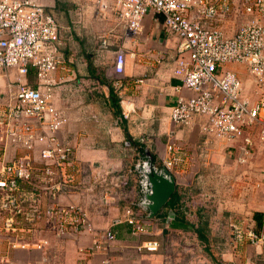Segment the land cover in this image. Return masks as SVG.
<instances>
[{
  "label": "built area",
  "instance_id": "1",
  "mask_svg": "<svg viewBox=\"0 0 264 264\" xmlns=\"http://www.w3.org/2000/svg\"><path fill=\"white\" fill-rule=\"evenodd\" d=\"M73 5L71 25L81 26L84 8ZM92 6L96 17L116 20L123 38L137 37L147 14L162 17L163 29L177 42L172 73L190 93L178 96L170 109L174 126L198 125L207 138L237 143L238 164H245L252 154L253 130L264 145V0H94ZM231 15L238 24L227 36L218 22ZM60 30L37 0H0V218L11 249L28 248L31 241L34 250L49 247L45 238L31 236L32 227L42 223L56 239L94 236L93 247L87 249L91 254L111 243L112 228L123 222L132 233H144L141 210H147L142 201H132L120 190L124 183L120 171L81 165L74 147L61 137L67 118L52 102L51 78L61 63ZM109 33L97 37L99 52H109ZM113 55L108 74L118 87L125 53L116 49ZM231 64L244 67L261 89L255 102L244 95V83ZM31 70L37 87L25 80ZM152 151L174 178L172 173L184 161L183 149L171 141H155ZM146 168L147 161L141 160L131 170L139 179ZM74 195L111 208L124 202L123 215L99 233ZM224 227L228 246L264 248V225L257 231L244 219L232 218ZM158 248L157 240L140 246L148 252Z\"/></svg>",
  "mask_w": 264,
  "mask_h": 264
},
{
  "label": "crops",
  "instance_id": "2",
  "mask_svg": "<svg viewBox=\"0 0 264 264\" xmlns=\"http://www.w3.org/2000/svg\"><path fill=\"white\" fill-rule=\"evenodd\" d=\"M37 1L53 15L61 29V63L51 74L54 81L52 102L67 118L61 137L74 147L77 161L83 166H100L104 170L113 169L131 175L134 165L130 162L134 154H138L140 161L144 160L135 144L144 145L149 151L155 141L177 144L183 149L184 158L172 173L174 178L181 179V185L175 183V192L180 195L179 210L169 209L166 217L189 214L190 202L193 215L199 220L195 227L204 232L205 241L223 264H264L263 247L249 244L238 248L228 246V231L224 227L225 221L232 218L244 219L255 228H259V218L261 227L264 225V155H259L264 153V145L253 130V153L245 164H238L237 143L229 145L207 138L200 133L198 125L172 124V105L178 96L190 93L172 73L177 42L163 29L162 17L147 14L140 34L123 38L122 28L112 16L100 19L94 15V0ZM73 2L84 8L81 26L71 25L73 16L69 11ZM218 24L227 36H231L238 19L231 15ZM109 31H112L108 36L109 52H99L97 37L107 35ZM116 49L125 53L124 75L118 87L113 85V77L108 74ZM229 68L243 81L244 95L255 102L262 91L245 68L237 64H231ZM25 80L37 87L32 70ZM148 150L144 151L145 155ZM155 166L162 167L160 164ZM194 181H197V187L191 186ZM137 194L139 197V192ZM72 199L82 202L99 233L110 228L113 218L123 215L124 206L120 203L111 208L89 203L80 195H74ZM148 213L143 219L144 233H132L130 225L123 222L112 228L115 239L105 247L93 249L91 254L87 249L93 247L94 236L56 239L42 223H38L32 227L31 236L36 240L45 238L49 247L42 252L30 246L11 249L3 237L5 244L0 250V263L104 264L109 261L108 264H177L163 250L159 240L160 232L167 228L164 222H168L157 218L158 214L149 217ZM255 214H258L256 218ZM172 220L170 222L185 223L176 218ZM189 228H193L191 224ZM195 234L200 241L199 233ZM148 240L158 241L157 251L140 249ZM80 248L84 252H80ZM3 258H8L9 262L5 263Z\"/></svg>",
  "mask_w": 264,
  "mask_h": 264
},
{
  "label": "rangeland",
  "instance_id": "3",
  "mask_svg": "<svg viewBox=\"0 0 264 264\" xmlns=\"http://www.w3.org/2000/svg\"><path fill=\"white\" fill-rule=\"evenodd\" d=\"M126 149H128V147ZM259 155L260 157H263L264 153H261ZM138 162H140V160L138 159V154H134V157H132V161L130 162V164H133L135 166ZM157 165L159 166V163H157ZM130 173L131 175L127 172H124V174L121 173L124 180V187L122 185L120 187V190L128 192V199L133 201V199L137 198L138 176L134 172ZM197 185V181H194L191 186L197 187ZM129 192L131 194H129ZM190 204L191 203H189V214H186L185 217L187 223L189 225L191 224L194 227L198 224L199 220L197 216L193 215L194 210L193 207L190 206ZM120 205H124V202H121ZM168 212H170L169 208H162L157 215V218L163 220V222L166 220V222L169 223L165 224L164 222V225H166L165 227L167 228L164 229L163 232L161 231L159 236V240L162 243L163 250L167 253V255L171 256L177 264H215L211 257L204 252L205 249L203 248V245L200 243V241H198L194 229L189 228L188 224L182 222L179 224L176 223L177 221L172 222V219L175 217H173L172 215L166 217ZM141 213L147 217V213L142 210ZM163 215L164 217H162ZM169 219L172 221L170 222ZM2 222L3 220L2 218H0V240L2 239L0 242V250L3 249V245L5 244V242L3 241L4 233L2 232ZM31 244L32 241L30 243V247L32 248Z\"/></svg>",
  "mask_w": 264,
  "mask_h": 264
},
{
  "label": "water",
  "instance_id": "4",
  "mask_svg": "<svg viewBox=\"0 0 264 264\" xmlns=\"http://www.w3.org/2000/svg\"><path fill=\"white\" fill-rule=\"evenodd\" d=\"M148 157L147 173L149 190L147 194H143L145 209L149 212V217L156 216L159 211L168 205L171 196L176 190L175 180L173 176L164 167L158 169L155 166V160L152 159L151 153H146Z\"/></svg>",
  "mask_w": 264,
  "mask_h": 264
},
{
  "label": "trees",
  "instance_id": "5",
  "mask_svg": "<svg viewBox=\"0 0 264 264\" xmlns=\"http://www.w3.org/2000/svg\"><path fill=\"white\" fill-rule=\"evenodd\" d=\"M135 147H136V150L139 152V154L142 156V159L146 160V155H145V150H148L144 145H139V144H135ZM149 151V150H148ZM151 153V157L153 160H155V165L158 163L157 160H156V157L155 155L153 154V151H149ZM138 191H140V189H138ZM142 191L139 192V200L138 201H142ZM179 200H180V195L178 194V192H174V194L171 196L169 202H168V205L166 206L167 208L169 209H176V210H179ZM159 214V213H158ZM256 215L258 214H255V218H256ZM176 216V215H175ZM177 220L179 221H183L185 223L186 222V218L184 215L180 216V217H175ZM257 221H258V225H259V228L261 227V223H260V220L259 218H257ZM188 224V223H187ZM189 225V224H188ZM193 227V226H192ZM258 227V226H257ZM259 228H255L257 231L259 230ZM194 229V232L195 233H199L198 236L200 237V243L204 246V245H207L205 246V251L210 255L211 259L215 262V264H223V262L220 260L218 254L216 255L213 251V249L211 248L210 244L208 242L205 241V237H204V232L203 231H199V229L197 227H193Z\"/></svg>",
  "mask_w": 264,
  "mask_h": 264
},
{
  "label": "flooded vegetation",
  "instance_id": "6",
  "mask_svg": "<svg viewBox=\"0 0 264 264\" xmlns=\"http://www.w3.org/2000/svg\"><path fill=\"white\" fill-rule=\"evenodd\" d=\"M147 169H144L143 171H146ZM148 177H147V173L146 174H144L143 176L141 175L140 177H139V179H138V185H139V189H140V191H142V195L143 194H147L148 193V190H149V188H147L148 187ZM139 191V192H140ZM141 203V202H140ZM142 205L145 207V202H144V200H143V197H142ZM146 211V210H145ZM146 213H148L147 211H146Z\"/></svg>",
  "mask_w": 264,
  "mask_h": 264
}]
</instances>
